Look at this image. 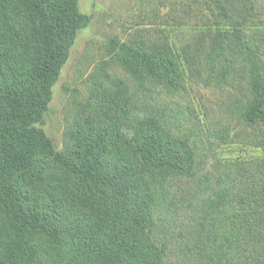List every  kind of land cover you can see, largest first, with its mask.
<instances>
[{"label":"trees","instance_id":"trees-1","mask_svg":"<svg viewBox=\"0 0 264 264\" xmlns=\"http://www.w3.org/2000/svg\"><path fill=\"white\" fill-rule=\"evenodd\" d=\"M149 19L111 38L58 150L40 125L91 17L0 0V264H68L91 229L88 264H264V156L216 153L264 148V0Z\"/></svg>","mask_w":264,"mask_h":264},{"label":"rangeland","instance_id":"rangeland-1","mask_svg":"<svg viewBox=\"0 0 264 264\" xmlns=\"http://www.w3.org/2000/svg\"><path fill=\"white\" fill-rule=\"evenodd\" d=\"M157 3L160 0H80L81 11L88 14L91 21L79 31L70 59L54 86L44 123L40 125L58 150L63 148V135L74 119L77 106L88 97V79L97 62L106 55L111 38L128 40L130 33L149 27L151 7ZM142 19L145 22H141ZM216 153L219 159L252 158L264 156V148L226 144L218 147ZM100 245V232L91 229L87 236L66 247L67 263L88 264L90 254L99 250Z\"/></svg>","mask_w":264,"mask_h":264}]
</instances>
